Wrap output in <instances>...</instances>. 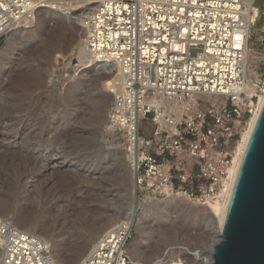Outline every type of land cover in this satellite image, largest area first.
Wrapping results in <instances>:
<instances>
[{
    "label": "rangeland",
    "instance_id": "obj_1",
    "mask_svg": "<svg viewBox=\"0 0 264 264\" xmlns=\"http://www.w3.org/2000/svg\"><path fill=\"white\" fill-rule=\"evenodd\" d=\"M256 6L259 23L250 44L261 53L258 28L264 25V0ZM72 8V16H80L82 6ZM53 12L38 11L40 28L19 31L11 48L0 56V238L7 237V226L22 229L49 239L58 264H77L102 232L124 222L132 208L127 247L136 249L137 261L159 264L172 256L185 264H204L218 238L210 209L218 197L196 200L186 194L172 200L168 213L151 211L138 223L144 208L159 201L165 207L167 193L184 192L165 185L160 194H153L148 180L138 181L134 164L153 156L158 163L172 165L179 157L151 146L133 148L131 158L125 153L131 136L126 125L125 129L111 122L114 92L105 85L108 79L99 77L112 71L108 66L85 73L75 69L82 44L80 24ZM259 68L254 67L257 74L264 65ZM151 119L152 115L141 118L137 129L139 138L155 143ZM53 125L60 129L53 133ZM200 202L206 207L200 208ZM26 217L33 224L24 225ZM80 244H86L85 250L77 254ZM0 248V264H5Z\"/></svg>",
    "mask_w": 264,
    "mask_h": 264
},
{
    "label": "built area",
    "instance_id": "obj_2",
    "mask_svg": "<svg viewBox=\"0 0 264 264\" xmlns=\"http://www.w3.org/2000/svg\"><path fill=\"white\" fill-rule=\"evenodd\" d=\"M56 1L0 0V47L19 21ZM97 3L88 22L90 47L94 50L101 36V50L119 52L115 59L126 75L124 91L110 110L111 122L125 129L132 125L128 134L137 150L151 146L179 157L172 165L153 156L139 158L134 164L138 181L148 180L153 194L170 185L196 200L215 199L228 179L241 132L264 95V69L250 81L245 74L255 29L248 26V17L253 14L258 26L260 7L256 3L252 9L249 0H93L87 5ZM258 29L262 58L256 68L261 71L264 25ZM191 48L199 51L192 55ZM196 93L211 95L197 97L193 107L174 119L173 128L159 125L152 96L187 100ZM149 115L155 143L139 140L137 123ZM130 227L121 222L107 229L77 264H149L133 260L126 251ZM5 239V264H55L40 237L7 226Z\"/></svg>",
    "mask_w": 264,
    "mask_h": 264
},
{
    "label": "bare ground",
    "instance_id": "obj_3",
    "mask_svg": "<svg viewBox=\"0 0 264 264\" xmlns=\"http://www.w3.org/2000/svg\"><path fill=\"white\" fill-rule=\"evenodd\" d=\"M91 1H93V0H58V2L56 1V2L48 3V5H47L48 7H45L43 9L44 10L50 9V10L54 11L55 13H58L61 15H69L68 18H70V19L75 18V21H77L78 24H80L82 44L77 49L76 57L78 60V64L75 67V69H78L79 71H84V73H85V72L90 71L91 68H93V70L95 71V70H99V68H102L101 66H103V67L108 66L109 70H111L112 72L111 73L109 72L110 73L109 75H105L107 71L105 72V74L100 73L99 77L108 79L105 81V85L107 86V88H109V91L114 92L113 93L114 94L113 99H115L119 93H122L124 91L123 89H124L125 84H126V75L123 73L122 67L119 63L120 59L119 58H118L119 60L115 59V57H120L119 52H109V51L105 52V51L101 50V47L103 46L101 36H99L100 40L98 41V43L94 44L95 49L92 50V48L90 47L91 46L90 42H92V41H90L89 36H87V33H88L87 29L89 27L88 22H89L91 16L93 15V13L98 9V3L87 5ZM99 1L100 0H97V2H99ZM257 1L258 0H252V1L249 0V7H252V9H253V7L256 5ZM78 4L81 5L83 8L82 13L80 14V16L74 17V16H72L73 12L71 13V11L74 10L72 8V6L78 5ZM43 9H41V11ZM38 11H40V10H37L33 13H30L29 15H27V17H24L21 21H19L17 23V25H15L13 28H11L7 32V37L4 41V43L0 47V56L11 48V45L13 44V38H14L15 34H17L19 31H22L23 29H28V28L33 27V26H37L38 28H40L39 27L40 24H36V18H35ZM54 17H55V15H54ZM248 23H249L248 24L249 27H254V28L257 27V21H256L253 14L249 15ZM54 26H55V24H54ZM63 27H65V25ZM59 29H61V27L58 26L57 32ZM118 34L119 33H116L115 35H118ZM109 36L111 38H113L114 33L109 34ZM53 39H54V37L52 38V40ZM55 39H57V38H55ZM97 46L99 48H97ZM108 46H110V45H108ZM22 47H23V45H22ZM20 49H22V48H20ZM28 50L29 49L27 48L26 51H28ZM29 53H31V52H29ZM1 58H2V56H1ZM261 58H262L261 53L257 52L251 45H247L246 60H245V74H246V79L248 81L251 80L252 76H254V77L257 76V73L254 70V67L257 66V62L259 60H261ZM0 65H2V64H0ZM9 66H7V67H9ZM103 70H105V69H103ZM103 73H104V71H103ZM248 85L250 87V83L247 84V87H248ZM210 95L209 94L196 93L195 95H192L191 97H189L187 100H179L176 98H170L164 94H155L154 96H152V101H153V103H155V105L153 104V106H155L156 112L158 114H160L159 118L157 119V121L159 122V125L161 126L163 124L164 127L173 128V126H174L173 122H175L174 119L178 120L177 117L182 115L181 113L186 112L188 110L187 108L194 105L197 97L201 96V97H207L208 98V96H210ZM263 104H264V95H262L259 98V101L257 103V106H256L254 113L246 122V125H245V127L241 133V136H240L238 142H237L236 152L233 156L232 164L229 167L228 179L223 183L222 188L219 191V194L217 196L218 200L214 203L213 206L210 207L214 224L217 225L216 226V235L218 236V238L216 240H214V242H217L219 237H220V232H221L225 217H226L228 209H229V205L231 202V198L233 195V191H234V187H235V184L237 181V177H238V174L240 171V167H241L244 155H245V151L247 149L251 135H252L253 130L255 128V125L257 123V120H258V117H259V114H260V111H261ZM164 115H167L168 119L162 120ZM173 115H174V118H173ZM126 127H127V130L129 133H131L133 131L132 125L130 123ZM52 128H53V133L60 129L58 125H53ZM139 140H142V139L139 138ZM134 145H135V143L131 138L130 147H129V149H126V151H125V153L126 152H127V154L129 153L130 158L132 157ZM185 196H186L185 193H180V192L171 191V192L167 193L165 200H164V203H166V206L161 208V204H159V203H162V201H159L155 205L148 206L147 208H144L142 210V212L140 214H138V223H141L142 218H144L151 211H158L159 212L161 210L160 213H162V214L168 213L169 208L172 207V203H171L172 200L177 199V198H186ZM198 205L200 208L206 207L205 202H200V203H198ZM133 213H134V211L131 208L129 210L128 214L124 217L125 224H128L130 226V224L133 222L132 221L133 220L132 219ZM32 222L30 221L29 218L27 219V217L25 220L22 219V223L24 225L33 224ZM105 223H107V222H105ZM125 226H127V225H125ZM108 228H109V226H108ZM154 229H156V228H154ZM18 230H21L22 232H25V233H29V232L24 231L22 229H18ZM44 230H46V229H44ZM103 232H105V230ZM29 234L33 235L34 237H38L32 233H29ZM0 236H1V233H0ZM5 238H3V239L0 238L1 246H4V241L7 240ZM45 239H42V240H44L46 247L48 249H50L51 256H52L54 263L58 264L59 259L57 260V259H54V257H53V253H52L53 245H52V243L50 242L49 239H47V238H45ZM145 240L146 239L143 237L142 241L145 242ZM85 246H86V244H80V246H77L76 253L81 254L83 252V250H85ZM126 251L131 255L133 260H136L134 257L136 254V249L127 247ZM198 257H199V255L197 254V256H195L194 258L197 259ZM210 262H211V253L209 251L208 258L205 259L203 263L204 264H210ZM183 263H185V261L183 259L173 258L172 256H170V258H168L165 261L162 260L159 264H183Z\"/></svg>",
    "mask_w": 264,
    "mask_h": 264
},
{
    "label": "water",
    "instance_id": "obj_4",
    "mask_svg": "<svg viewBox=\"0 0 264 264\" xmlns=\"http://www.w3.org/2000/svg\"><path fill=\"white\" fill-rule=\"evenodd\" d=\"M210 253V264H264V104Z\"/></svg>",
    "mask_w": 264,
    "mask_h": 264
}]
</instances>
